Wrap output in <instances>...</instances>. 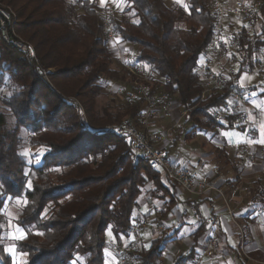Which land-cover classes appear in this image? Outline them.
I'll return each mask as SVG.
<instances>
[{
  "label": "trees",
  "instance_id": "16d2710c",
  "mask_svg": "<svg viewBox=\"0 0 264 264\" xmlns=\"http://www.w3.org/2000/svg\"><path fill=\"white\" fill-rule=\"evenodd\" d=\"M123 1L121 11L100 7L96 0L0 1L17 15L9 34L30 44L35 54L0 38V103L14 119L7 128V113L0 111V264H12L1 237L7 199L28 202L14 220L26 233L15 243L26 264H71L77 256L76 264H105L106 232L118 244L129 235L147 184L150 199L163 201L153 223H161L178 202L198 211L197 196L182 201L177 184L165 186L159 170L136 157L122 136L105 129L124 119L136 126L142 98L125 102L114 114L107 108L96 112L99 82L127 78L111 67L110 34L133 47L132 63L147 65L151 92L161 87L185 110L188 141L197 131L233 125L239 114H230L224 125L211 111L227 106L240 73H251L264 61V0H255L261 4L243 27L228 31L232 48L226 57L237 70L225 86L205 93L198 61L213 40V0H186V10L166 0ZM255 89L263 94L264 81ZM20 128L28 130L30 145L45 148L39 164L28 165L22 154ZM261 180L253 185L251 201L264 208ZM167 239L162 235L147 250L136 248L128 256L148 264L161 257ZM193 252L173 264L188 263Z\"/></svg>",
  "mask_w": 264,
  "mask_h": 264
},
{
  "label": "crops",
  "instance_id": "0c3cea01",
  "mask_svg": "<svg viewBox=\"0 0 264 264\" xmlns=\"http://www.w3.org/2000/svg\"><path fill=\"white\" fill-rule=\"evenodd\" d=\"M225 17L222 45L224 53L229 56V50L232 48L229 32L239 30L247 22L236 20L238 18L230 14ZM120 44L119 50L113 51L116 57L125 60L133 47L124 41H120ZM200 57L202 60L203 54ZM230 66L231 72L237 70L236 63L231 62ZM263 71L264 61L259 63L253 72L240 73L235 81L237 88L227 98V101L232 102L227 103L223 110L217 111L219 117L223 118L224 125L228 124L230 114L234 112L239 114L232 119L233 125L219 128L213 134H210V131H197L191 139L185 140V132L189 129V125L184 126L187 113L174 99L169 98H166L168 105L165 110L157 108L148 123H145L141 116L136 119L140 127L138 128L146 133L149 140L155 145L165 147L169 154L173 153L179 143L182 147L186 146L184 156L177 152L176 158H173L170 154L171 163L188 170L196 181L207 182L222 190L234 215L237 216V224H234L226 213L223 200L215 190L194 197L179 187L178 194L182 201L193 197L199 201L197 212L178 202L161 223L149 224L151 216L155 217L156 212L162 210L163 201L150 199V202L157 203L153 206L143 204L140 206L137 199L136 209L139 210L137 213L139 217L134 210L136 220L131 224L129 235L120 237V243L133 241L138 250H147L149 247L146 245L151 246L152 242L162 235L168 237L161 257L157 258L158 264H173L175 259L188 253L192 248L193 259L186 264H193L195 261H200L201 264H264V208L251 201L254 183L260 179L264 183V144L248 142L249 139H260V129L264 125V93L260 94L259 89H255L256 85L264 81ZM153 92L154 95L159 94L157 90ZM167 120L170 124L163 125L162 122ZM166 127L163 132L168 134L161 139V129ZM205 140L215 147L216 160L213 154L204 148ZM221 157L223 161L217 160ZM226 158L228 162H225ZM161 178L164 185L169 188L170 184L162 175ZM148 186L142 193L146 192L149 195L150 185ZM175 207L181 214H174ZM148 212L150 217L145 218L144 214ZM178 214L183 217V222L178 220ZM216 214H221L219 237L215 245L209 246V219ZM137 231H140L139 236L134 235ZM111 236L113 240L108 244L116 243L113 235ZM113 252L111 249L109 264H115Z\"/></svg>",
  "mask_w": 264,
  "mask_h": 264
},
{
  "label": "built area",
  "instance_id": "2783aa9c",
  "mask_svg": "<svg viewBox=\"0 0 264 264\" xmlns=\"http://www.w3.org/2000/svg\"><path fill=\"white\" fill-rule=\"evenodd\" d=\"M259 2L255 0L212 1L211 10L215 16L213 40L207 46V49L203 53L202 62L198 66V72L201 74L206 88H222L231 78V69L226 68V60L224 61L226 56L224 55L225 51L222 45L224 43L222 31L224 29L223 21L225 16L230 14L232 16L248 19L254 13H257L258 6L260 5ZM16 21L17 16L15 12L8 6L0 4V38L8 43H12L22 51H27L32 57H35L34 50L30 44L25 42L16 34H13V36L9 34V28H12ZM126 68L129 74L135 76V79L139 82L135 84L142 93L144 87L142 88L140 81L145 80L141 78H148V74H146L148 68L147 65L143 62L128 63L126 64ZM140 92H138V94ZM138 94L134 92L131 93L129 95L131 100L130 102L133 103L141 99ZM163 98L165 99L164 96ZM146 100L147 101L144 103L145 106L139 117L141 116L142 120L145 123H148L147 121L157 108H163V110H165L168 104L163 101V103L156 105V97H150ZM84 123L88 125L87 121ZM105 129L111 130L112 132L122 136L129 143L134 155L145 161L150 169L159 170L166 182H173L177 184L182 190L193 196H201L207 191L215 190L223 200L226 213L230 216L232 222L237 224V216L234 215L222 190L207 182L196 181L188 170L180 166L173 165L170 160L169 151L165 147H157L159 145H155L152 141H150L146 133L140 130L137 126L131 123L122 122L118 124H109L105 127ZM167 134L168 132L166 134L162 132L161 139ZM220 219L221 214H216L209 219V246L215 245L218 240ZM131 246H127L119 250L122 252V261H126L128 259L134 261L128 256V254L126 255L125 253L131 249ZM158 262L159 260L156 258L148 264H158ZM193 264H201V262L195 261Z\"/></svg>",
  "mask_w": 264,
  "mask_h": 264
},
{
  "label": "rangeland",
  "instance_id": "374dc122",
  "mask_svg": "<svg viewBox=\"0 0 264 264\" xmlns=\"http://www.w3.org/2000/svg\"><path fill=\"white\" fill-rule=\"evenodd\" d=\"M0 1H2V0H0ZM96 1L98 2L97 4H101V0H96ZM166 1H167V3L170 6L180 5L183 9H185V10L187 9L186 0H166ZM229 3H231V2H229ZM0 4H3V3L0 2ZM104 4H106V6H110V7L114 8V9H116L118 11H121L122 8L125 5L123 0H105ZM259 4H261V1L259 2ZM235 17H237V16H235ZM225 18H224L223 22H225ZM237 18L238 19H236V20H239V21L245 20V18H243V17H237ZM222 36H224V29L222 31ZM118 41L115 40L114 36L111 33L110 34V41H109V48H110V51H111L112 57H113V61H112L111 67L113 69H116L117 71H119L120 75L126 76L127 78H122V79H118V80H109V79L104 78V79H102L99 82V84L101 85V92L96 98V112L98 113V115L102 114V111L105 108L109 109V110H106L109 114H114L117 111L116 108L122 106L125 102L126 103H130V104L132 103V102H130L131 100L129 98V95L131 93L134 92V93L138 94V92H140V89L137 88V86L135 84V83H139V82L135 79V76H132V75L129 74V72H128L127 68H126V64L132 63L133 48H131L129 50V52L127 53V59H125V60L121 59L120 60L119 57H116L115 54H114V51H118L119 50L118 46H121L120 41L119 42ZM231 45H232V42H231ZM224 55L227 56L225 53H224ZM200 58H199V61H198V66L202 62ZM228 61L229 60L225 61L226 68L227 69H229V68L231 69L230 62H228ZM146 74H148V72H146ZM141 79H145V80H141L140 81L141 85H142V88L144 87V90L142 91V93L140 92L138 94V96H139V98L144 99V103H145V101H147L146 99H149L150 97H152V98L156 97V102H157L156 105H159V104L163 103V101L168 102V100H165L168 97H167L166 93L161 91V87H158L156 89L157 92L159 93L158 95L155 96L154 95L155 92H151V89H153V82L151 80V76L150 75H149L148 78H141ZM205 88H206V86H205ZM216 89H220V88H214V87L208 88L207 87L205 89L204 93L206 91H213V90H216ZM163 96L165 97V99L163 98ZM214 110L215 109H212L211 112L216 114L218 110H215V111ZM0 111H4V112L7 113L6 109L3 107V105H1V103H0ZM217 115H219V114H217ZM6 116H7L6 117V127L7 128L13 127V125H14L13 117L9 113H7ZM150 119L151 118H149V120ZM222 119L223 118H220V120H222ZM122 122H127V120L124 119V121H122ZM129 123H131L133 125L135 124V123H133L131 121ZM162 123H163V125L167 126V125L170 124V121L167 120V121H164ZM136 126L139 127V125H137V124H136ZM166 129H167V127L166 128H162L161 131L163 132V130H166ZM209 133L213 134L212 131H210ZM18 135L21 138V147H22L21 148V152L26 157L28 165H31L32 163L33 164H39V162L41 161L42 155L45 153V148L34 146V145H30V143H29V132H28V130H26L24 128H20L19 129ZM208 136H209V134H208ZM157 147L161 148L163 146L159 145ZM204 148L206 150H208L211 154H213V158L216 160L215 157H216L217 153H215V147L209 141L207 142L205 140ZM177 152H180L179 153L180 156H184L185 152H186V146L182 147L181 143H179L177 145V148L173 151V153L171 152L170 154H171V156L173 158H176ZM221 158L217 159V160L223 161V158L222 159ZM215 162H217V161H215ZM27 170H28V173L30 174V169L27 168ZM161 182L164 184V180L162 178H161ZM146 186H145L146 188L149 187L148 184ZM149 200H150V197H149V195L146 192L142 193L141 196L138 198V202H139L140 206L142 204L143 205H151V206H153V205H155L157 203V201L150 202ZM23 201L24 200L21 199L20 203L18 204L17 201H16V198L7 199L6 202H5V205L3 207V210H2V212L4 214L5 221H4L3 225H2V236L1 237H2V242L4 243V249L10 255L11 260H12V264H25L26 259H27L26 255L22 256L21 253H19L17 251V246L15 244L16 243V239H18L17 237L20 235V233L17 231V228L19 226L17 224H15L14 220H15L16 214H17L20 206L23 204ZM157 209H155V210L157 211ZM173 212H174L175 215H177V213L181 214V212L178 210L177 207L174 208ZM135 213H136V216H138L137 213H139V210L136 209ZM135 213L133 214L134 219H136ZM179 214H178L177 218H178V220L180 222H183L184 221V220H182L183 217L179 216ZM153 221H154V216H151L149 224H152ZM19 229H21V228L19 227ZM139 233H140V231H137L134 235L135 236H137V235L139 236ZM158 234H160V230H159ZM106 240H107V243L110 240H113V238L111 236V233L109 231L106 232ZM135 243L137 244V242H135ZM127 246H131V249L129 251L125 252L126 255L129 252H133L134 249H136V247H137L135 244H133V241L132 242L128 241L126 243L123 242V243H119V244L117 242L116 243H111L110 242L106 246V249L110 253H111V249H113V251H114L113 252V257H115V259H116V260L114 259L115 264H124L125 262H128V261H129L128 264H137V260L133 256H130V257L134 261H131L129 259L126 260V261H122L121 260L122 252H120L119 250L121 248H125ZM13 249H14V251H13ZM108 259H109V257H108Z\"/></svg>",
  "mask_w": 264,
  "mask_h": 264
},
{
  "label": "snow or ice",
  "instance_id": "6c2138e0",
  "mask_svg": "<svg viewBox=\"0 0 264 264\" xmlns=\"http://www.w3.org/2000/svg\"><path fill=\"white\" fill-rule=\"evenodd\" d=\"M105 0H101V6H103ZM138 22V21H137ZM246 75V74H245ZM244 79V76L241 77V80ZM241 87H243V85L241 84ZM232 101H226L225 103H231ZM250 119L252 118L251 116L249 117ZM249 143H261V144H264V125L261 126V129H260V139L258 140H251L249 139L248 140ZM27 175V174H26ZM26 187H28L29 189L31 188V181L28 182L27 185H25ZM16 201L17 203L19 204L20 201H21V198L20 197H16ZM23 203L26 205L28 202L27 200L25 199L23 201ZM17 231L20 233V235L17 237L18 239H23L26 237V233H24L21 229H19V227L17 228ZM146 247H150L149 245H146ZM14 251V249H13ZM21 255H25L24 253H21ZM105 256H106V260H105V264H109V260H108V257L111 256V253L105 249ZM80 259L78 256L76 257V260ZM76 260H73L71 262V264H76ZM26 264V262H25Z\"/></svg>",
  "mask_w": 264,
  "mask_h": 264
}]
</instances>
